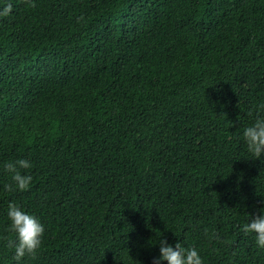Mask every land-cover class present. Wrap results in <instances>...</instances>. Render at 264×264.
Listing matches in <instances>:
<instances>
[{"label": "trees", "instance_id": "obj_1", "mask_svg": "<svg viewBox=\"0 0 264 264\" xmlns=\"http://www.w3.org/2000/svg\"><path fill=\"white\" fill-rule=\"evenodd\" d=\"M0 264H264L242 128L264 105V0H0ZM25 158L26 190L4 162ZM9 201L45 226L13 260ZM161 264H167L166 261Z\"/></svg>", "mask_w": 264, "mask_h": 264}, {"label": "clouds", "instance_id": "obj_2", "mask_svg": "<svg viewBox=\"0 0 264 264\" xmlns=\"http://www.w3.org/2000/svg\"><path fill=\"white\" fill-rule=\"evenodd\" d=\"M11 4L0 9V16L8 15ZM258 110L264 112V105H259ZM241 137L246 146L250 159H260L264 162V114L242 128ZM31 162L25 158L4 162L3 169L10 175L11 183L3 185L4 189L26 190L32 180L31 175L22 173L20 169H28ZM6 217L9 221V230L14 233V238L6 240L7 247L13 250V260L21 261L26 255L35 256L41 246V237L45 231L44 224L34 214L26 211L19 204L9 201ZM246 234L254 236L256 246L264 248V208L260 214L250 216L240 226ZM158 245L159 254L152 258V264H204V258L196 247H186L179 240L173 245L162 237L154 243Z\"/></svg>", "mask_w": 264, "mask_h": 264}]
</instances>
